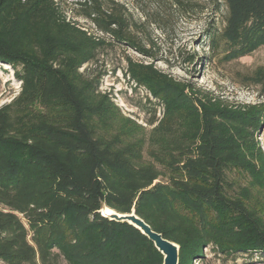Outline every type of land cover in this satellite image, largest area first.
Instances as JSON below:
<instances>
[{
    "label": "trees",
    "instance_id": "trees-1",
    "mask_svg": "<svg viewBox=\"0 0 264 264\" xmlns=\"http://www.w3.org/2000/svg\"><path fill=\"white\" fill-rule=\"evenodd\" d=\"M224 2L210 53L253 55L264 47V0ZM79 5L103 36L72 22L58 0H0V63L21 83L0 107V262L163 264L138 228L101 215L106 207L134 210L175 242L179 264L203 261L206 249L264 255V102L231 104L126 57L129 83L149 94L140 124L100 90L104 70H80L115 44L152 51L120 3ZM242 80L264 88V70Z\"/></svg>",
    "mask_w": 264,
    "mask_h": 264
},
{
    "label": "rangeland",
    "instance_id": "rangeland-1",
    "mask_svg": "<svg viewBox=\"0 0 264 264\" xmlns=\"http://www.w3.org/2000/svg\"><path fill=\"white\" fill-rule=\"evenodd\" d=\"M123 5L129 15L132 32L151 50L154 58L139 54L128 46L115 44L101 51L97 63H89L80 70L93 74L104 70L100 90L111 95L126 116L147 126L149 108L144 107L148 92H137L125 76L127 58L155 64L161 71L178 80H189L204 90L213 92L231 104H255L264 102L261 84L246 83L243 75H251L258 68L264 70V47L253 55L236 61L223 60L222 51H209L210 32L221 31L227 15L224 0H104ZM183 2L181 4L178 3ZM65 15L79 27L97 36H103L84 17H78L81 0H58ZM185 6H184V5ZM193 58V59H192ZM14 68L0 63V107L11 102L20 93L21 83L14 75ZM160 115V109H158ZM264 152V128L260 134ZM203 261L194 264H264V255L254 253L225 259L206 249ZM0 264H6L0 262ZM60 264H68L61 259Z\"/></svg>",
    "mask_w": 264,
    "mask_h": 264
},
{
    "label": "water",
    "instance_id": "water-1",
    "mask_svg": "<svg viewBox=\"0 0 264 264\" xmlns=\"http://www.w3.org/2000/svg\"><path fill=\"white\" fill-rule=\"evenodd\" d=\"M101 215L112 221L127 223L138 228L145 237L147 236L155 244L157 250L164 256L163 264H179V246L175 242L165 239L162 234L155 232L134 210L129 214L119 213L114 210H111L110 213H103L102 210Z\"/></svg>",
    "mask_w": 264,
    "mask_h": 264
},
{
    "label": "bare ground",
    "instance_id": "bare-ground-1",
    "mask_svg": "<svg viewBox=\"0 0 264 264\" xmlns=\"http://www.w3.org/2000/svg\"><path fill=\"white\" fill-rule=\"evenodd\" d=\"M102 210H103V213H110L111 212V210L109 208H104Z\"/></svg>",
    "mask_w": 264,
    "mask_h": 264
}]
</instances>
